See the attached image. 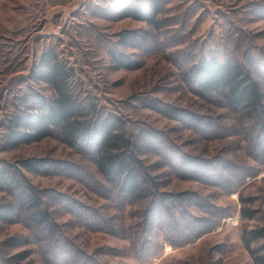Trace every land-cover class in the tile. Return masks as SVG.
<instances>
[{
  "label": "rangeland",
  "instance_id": "rangeland-1",
  "mask_svg": "<svg viewBox=\"0 0 264 264\" xmlns=\"http://www.w3.org/2000/svg\"><path fill=\"white\" fill-rule=\"evenodd\" d=\"M111 3L113 0H0V138L3 122L20 105L21 94L34 89L52 95L44 83L30 77L40 52L52 47L73 67L75 89L83 100L102 113L120 115L128 130L141 137L139 157L150 175L159 180L160 189L196 192L201 204L199 211L193 209L197 218L212 219L215 225L184 240L183 227L174 229L162 219L153 231V250L137 256L138 244L126 233L90 230L76 218L72 205L94 207L104 215L120 213L131 230L142 226V205L125 202L118 210L111 192L109 197L107 190L102 189V193L93 187L101 189L103 181L90 160L60 140L57 133L8 150L0 147V161L13 165L24 158H45L49 162L57 158L66 163L68 169L52 167L46 174L22 170L28 182L40 190L45 208L57 222L59 236L67 238L63 241L65 250L67 241L94 256L99 264H260L253 260L242 238L244 230H264V169L250 175L255 172L254 166L264 165V153L254 144L259 136L241 129L242 121L235 114L193 94L181 70L182 63L187 66L212 47L220 55L240 60L264 94V0H169L158 15L166 21L160 28L131 16L116 18L107 8ZM135 29L148 31V38L134 47L119 48L137 59L140 66L115 68L106 53L107 46L115 45L119 32ZM153 104L166 111L154 109ZM190 112L214 119L232 133L204 129L200 122L206 120H192ZM171 151L168 161L176 167L174 170L164 158ZM190 156L204 161L206 171L214 166L217 172H223L228 163L238 165L246 175L244 183L238 190L225 193L221 184L218 187L186 173L188 169L180 162ZM239 195L252 198L244 206L255 209L253 217L240 215ZM219 214L224 216L217 222ZM175 215L180 220L179 213ZM32 237L25 218L0 222L1 252L33 247L35 252L20 264H45ZM261 244L264 233L250 246Z\"/></svg>",
  "mask_w": 264,
  "mask_h": 264
},
{
  "label": "trees",
  "instance_id": "trees-1",
  "mask_svg": "<svg viewBox=\"0 0 264 264\" xmlns=\"http://www.w3.org/2000/svg\"><path fill=\"white\" fill-rule=\"evenodd\" d=\"M168 1L113 0V3L105 7L112 11L116 18L131 16L146 20L148 24L160 28L166 21L158 18V15L163 4ZM107 8L104 11L107 12ZM117 35L115 45H109L106 49L114 67L126 69L139 67L140 62L119 47L125 45L134 47L137 43L144 42L149 36L148 31L135 29L119 32ZM213 49L211 47L207 53L198 55L187 66L182 63L184 70H181V77L188 89L197 97L235 114L240 123L242 121L241 129H246L247 133L256 132L259 137L254 144L264 153L263 91L251 71L240 60L220 55ZM262 76L264 80V72ZM30 77L44 83L52 91V95L42 94L34 89L21 94L20 105L10 112L3 122L1 149L8 150L39 141L55 132L60 140L90 160L96 174L103 181L101 189L94 184L93 187L102 193H104L102 189L107 190L109 197L111 192L115 201L114 206L118 207V210H122L120 208L124 207L125 202L142 205L139 222L142 226L133 230L124 225L120 213L110 212L104 215L94 207L72 205L76 218L82 221L83 225L90 230H103L115 235L126 233L128 235L126 237H130L132 242L136 241L138 244L137 256L147 255L153 250L155 244L153 231L162 224V219L166 220L164 224H169L174 229L183 227L181 237L184 240L193 238L195 236L193 234L197 232H206L215 225L212 219L197 218V213L193 209L197 207L199 211L201 204L198 201L200 196L196 192L160 189L159 180L150 175L143 159L139 157L138 143L141 137L138 138L128 130L125 120L120 115L102 113L94 104L90 106L83 100L81 93L75 89L73 67L54 48L48 47L40 52L37 61L31 66ZM152 107L158 111H166L157 104H153ZM190 113L192 120L197 117L200 120L205 119L197 113ZM190 113L185 114V117H189ZM205 120L200 122L204 129L216 130L218 134H223V130L225 133L226 131L232 133L226 126L222 129L219 122L214 119ZM258 152L255 150V156H258ZM164 155L166 164L174 170L176 167L168 161L173 152ZM45 161H47L45 158H24L13 165L0 161V222L12 223L25 218L31 227L32 241L37 245V252L45 264H99L94 256L78 250L74 245L71 247L67 241L65 245L68 249L65 250L63 241L67 238L59 236L57 222L45 208L39 195L40 190L28 182L22 169L38 174H46L49 172L48 168L52 167L61 171L68 169L66 163L58 161L57 158L51 159L50 162ZM180 163L188 169L186 173L199 176L197 178L207 182H214L218 187L222 185L225 193L238 190L244 183L243 177L246 176L240 170L242 167L232 163L226 164L228 166L223 172H217L214 166L213 169L209 167L211 171H206L205 168L208 166L204 161L192 156L189 160H181ZM254 168L255 172L250 174L252 176L264 169V165ZM239 197L240 215L246 218L253 217L255 209L244 206V203H250L252 198L241 195ZM262 201L264 202V192ZM173 209L177 211L174 213ZM176 213H179L180 220L177 219ZM219 215L217 222L224 216ZM183 216L185 218L182 219ZM263 231L252 228L244 230L242 236L253 260L260 264H264V244L256 248L250 245L263 235ZM34 250L33 247L22 248L8 254L0 250V264H20L21 261L28 259Z\"/></svg>",
  "mask_w": 264,
  "mask_h": 264
}]
</instances>
